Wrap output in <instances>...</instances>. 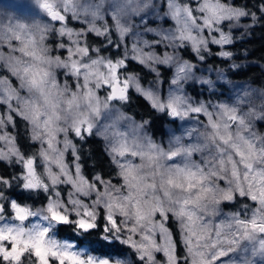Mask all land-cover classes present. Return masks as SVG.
Returning a JSON list of instances; mask_svg holds the SVG:
<instances>
[{"label": "clouds", "instance_id": "1", "mask_svg": "<svg viewBox=\"0 0 264 264\" xmlns=\"http://www.w3.org/2000/svg\"><path fill=\"white\" fill-rule=\"evenodd\" d=\"M262 35L264 0H0V264H264Z\"/></svg>", "mask_w": 264, "mask_h": 264}, {"label": "trees", "instance_id": "2", "mask_svg": "<svg viewBox=\"0 0 264 264\" xmlns=\"http://www.w3.org/2000/svg\"><path fill=\"white\" fill-rule=\"evenodd\" d=\"M249 43H254V44H257V45H260V47L257 49L258 51H264V35L260 36L258 39H254L253 41H250ZM60 234L62 236L64 235H67V232L65 229H61V232ZM71 238V237H69ZM98 251H118L117 249H105V248H100V249H97Z\"/></svg>", "mask_w": 264, "mask_h": 264}]
</instances>
